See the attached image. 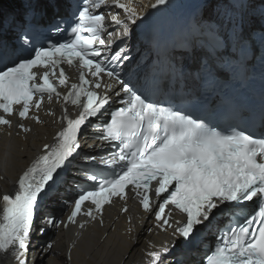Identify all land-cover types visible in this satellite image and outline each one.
Listing matches in <instances>:
<instances>
[{
	"label": "snow or ice",
	"instance_id": "1",
	"mask_svg": "<svg viewBox=\"0 0 264 264\" xmlns=\"http://www.w3.org/2000/svg\"><path fill=\"white\" fill-rule=\"evenodd\" d=\"M26 4L18 21L22 51L0 60V127L27 134L26 121L44 123L41 111L57 123L54 103L59 127L13 191L0 196V262L29 264L34 240L41 253L51 252L49 230L77 224L78 217L81 229L89 221L103 225L105 206L118 199L124 213L129 200L136 202L141 219L152 222L149 233L174 238L159 247L148 241L147 264H183L168 260L177 241L181 250L199 249L205 236L211 239L192 264H264V120L259 128L220 127L151 98L129 72L132 42L149 15L134 0H74L70 17L54 16L52 25L59 32L68 23L70 34L65 29L63 42L40 46L29 44L26 28L48 8L59 11V2ZM158 5L166 0L150 7ZM229 23L243 41V15ZM260 31L264 43V25ZM89 129L98 144H87ZM53 198L58 211L46 206ZM127 219L132 233L133 218Z\"/></svg>",
	"mask_w": 264,
	"mask_h": 264
},
{
	"label": "bare ground",
	"instance_id": "2",
	"mask_svg": "<svg viewBox=\"0 0 264 264\" xmlns=\"http://www.w3.org/2000/svg\"><path fill=\"white\" fill-rule=\"evenodd\" d=\"M134 4L138 9L140 8L136 2ZM210 6H219L221 9H225L227 3L224 0L207 2L200 10L199 18L203 17L205 9ZM19 12L21 11L19 10ZM18 17V12L0 16V36L8 31L13 20ZM222 24L219 23L216 26V33L219 28H224ZM200 38L201 36L196 35L192 38L189 46L178 48L188 55L190 63L196 61V55L203 53L202 47L197 50L195 47ZM138 47L141 48L142 45L139 44ZM221 52L222 50H216L217 55ZM145 59L146 55L141 54L138 60H132L129 65L134 82L137 81L138 74L142 70L145 71ZM39 114L44 123L25 122L32 128V131L27 134L17 135L19 129H7L0 132V195L13 187L36 151L43 144L49 143L57 131V123L52 122L53 118H47L42 111ZM9 132L12 134L8 135ZM90 134L88 140L93 141ZM54 200L55 198L53 201H46V206L49 210L58 211V205ZM140 213L142 214V210ZM66 216L65 213L61 218L66 221ZM141 217L134 215L133 224L135 227L132 233H128L127 229L130 225L125 220V215L120 213L119 208L109 213H103V225H100L98 220L89 221L86 227L81 229L79 223L83 222V219H78L77 224H69L67 228L61 225L58 229H51L48 232V237L53 245L51 252L41 253L37 248L39 241L34 240L32 250L28 255L29 264H40V261H43V264H132L142 258L140 250L146 248L147 241L151 240L152 232L149 233L147 228L152 227V222L151 220H142ZM168 260L172 262L173 256L168 257ZM0 264H11V262H0Z\"/></svg>",
	"mask_w": 264,
	"mask_h": 264
},
{
	"label": "rangeland",
	"instance_id": "3",
	"mask_svg": "<svg viewBox=\"0 0 264 264\" xmlns=\"http://www.w3.org/2000/svg\"><path fill=\"white\" fill-rule=\"evenodd\" d=\"M17 1L18 0H0V6H1L0 7V16H2L4 13L16 12L18 9H14L13 4H15ZM217 32H218V30H217ZM183 73L185 74L186 72L183 71Z\"/></svg>",
	"mask_w": 264,
	"mask_h": 264
}]
</instances>
